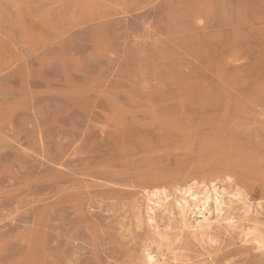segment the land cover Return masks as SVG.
I'll return each instance as SVG.
<instances>
[{
  "label": "rangeland",
  "instance_id": "rangeland-1",
  "mask_svg": "<svg viewBox=\"0 0 264 264\" xmlns=\"http://www.w3.org/2000/svg\"><path fill=\"white\" fill-rule=\"evenodd\" d=\"M0 264H264V0H0Z\"/></svg>",
  "mask_w": 264,
  "mask_h": 264
},
{
  "label": "bare ground",
  "instance_id": "bare-ground-1",
  "mask_svg": "<svg viewBox=\"0 0 264 264\" xmlns=\"http://www.w3.org/2000/svg\"><path fill=\"white\" fill-rule=\"evenodd\" d=\"M200 180V179H199ZM192 183L186 188V189H184V193H186V194H189L191 191H192V189H193V187L194 186H196L197 184H198V179H195V180H193V181H191ZM217 182V181H216ZM221 182V181H220ZM214 187V190H215V193L219 196V191H218V189L215 187V186H213ZM147 191H148V195L149 196H154V195H157V194H166L167 193V187H166V185H164V184H160V185H157V186H152L150 189H147ZM193 192V191H192ZM183 193V194H184ZM196 193V192H195ZM197 194V193H196ZM192 195V194H191ZM190 195V196H191ZM186 196V195H185ZM216 196V195H215ZM182 197V196H181ZM197 197V196H196ZM206 197H208V196H206ZM210 197V196H209ZM219 198V197H218ZM217 198V200H219ZM207 199V198H206ZM183 200H184V198H183ZM186 200V199H185ZM192 200H193V198H192ZM190 201V200H189ZM208 201V200H207ZM216 201V200H215ZM190 202H192V201H190ZM186 203V202H185ZM201 203H202V201H201ZM209 203V202H208ZM192 204H193V202H192ZM194 205V204H193ZM206 206V205H205ZM205 209V208H204ZM204 209H202V208H199V209H197V211H196V219H197V223H199L200 221H201V219H202V216L204 215ZM205 210H207V209H205ZM184 214V213H183Z\"/></svg>",
  "mask_w": 264,
  "mask_h": 264
},
{
  "label": "crops",
  "instance_id": "crops-1",
  "mask_svg": "<svg viewBox=\"0 0 264 264\" xmlns=\"http://www.w3.org/2000/svg\"><path fill=\"white\" fill-rule=\"evenodd\" d=\"M195 179H197V178H191L189 182H191V181H193V180H195Z\"/></svg>",
  "mask_w": 264,
  "mask_h": 264
}]
</instances>
